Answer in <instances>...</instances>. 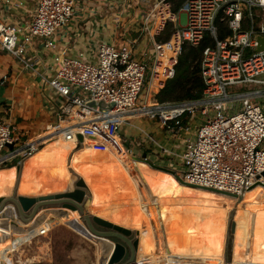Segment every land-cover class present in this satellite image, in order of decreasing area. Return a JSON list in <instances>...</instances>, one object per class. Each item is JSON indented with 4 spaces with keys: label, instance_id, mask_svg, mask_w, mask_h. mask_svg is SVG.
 <instances>
[{
    "label": "built area",
    "instance_id": "2783aa9c",
    "mask_svg": "<svg viewBox=\"0 0 264 264\" xmlns=\"http://www.w3.org/2000/svg\"><path fill=\"white\" fill-rule=\"evenodd\" d=\"M111 1L117 9L115 22H129L127 28L121 26L125 32L135 30L151 38L141 57L131 39L121 44L101 40L95 50L79 49L70 56L60 52V34L70 29L76 0H38L28 11L29 19L0 22V51L25 71L38 73L43 63L39 49L47 50L52 74L46 71L41 81L57 119L36 140H24L12 124L0 121V169L16 166L59 137L74 142L77 150L84 145L78 140L81 134L84 140H119L131 158L182 172L191 185L240 195L262 181L264 51L257 48L264 38V0H186L178 13L169 0ZM219 24L230 32L225 39L219 37ZM169 25L170 37L157 40ZM206 37L214 44L202 54V96L148 103L174 78L186 48L200 46ZM231 87L248 90L232 93ZM144 88L147 96L140 101ZM89 101L111 108L94 109L86 105ZM140 119L154 123L162 137L137 126ZM123 128L136 130L140 139H130Z\"/></svg>",
    "mask_w": 264,
    "mask_h": 264
},
{
    "label": "bare ground",
    "instance_id": "6f19581e",
    "mask_svg": "<svg viewBox=\"0 0 264 264\" xmlns=\"http://www.w3.org/2000/svg\"><path fill=\"white\" fill-rule=\"evenodd\" d=\"M77 111L78 109L75 108L73 112L76 113ZM63 126L65 125L63 124ZM51 140L42 150L30 157L35 158L36 166H31L30 169L28 166L31 163H25L20 179L19 194L30 196L68 191L73 187L76 177H80L75 171H73V165H75L76 170L80 172L82 171V173H84L87 182L82 177L80 178L86 183L89 192L91 189L90 185L93 188L91 189L93 197L89 212L115 224L130 229L133 227H135L134 229H137H131L138 232L139 239V247L134 264H137V262L138 264H264V226L263 229H258V232H255L254 228H249L246 233H248L251 238H245L242 236L239 237V233H237L238 226L236 221L238 206H235V209H233L231 213L232 220L230 216L225 243L226 232L222 233V227H219L221 223V219L219 218L221 214L219 211H221V209L216 208L218 206L216 202H208V198H217V200L220 202L226 203L225 201H227L230 202L231 205L237 202V200L239 202L244 200L247 204L252 202L253 204L256 202L259 204L264 203V178L262 181H260V183L254 185L245 192H242L240 195L232 194L233 196H230L228 195L230 193L222 190L200 187L196 185L188 186L187 184L179 182L170 172H165L154 168H152L154 169L152 170L151 167L147 166L149 164H144L143 166L142 161L132 160L131 156L125 152V150L119 147L117 140L108 141L86 138L84 140V148L78 151L74 149L76 146L74 142L64 141L62 137ZM104 155H108L113 158L114 162L118 165L117 167H119L117 172L121 173V176H124V178L127 177L126 175L128 172L129 175H131L129 179L130 183L126 184V186L129 185L128 188L130 192H126V186L123 188L122 186H118L119 193L117 192L118 194L116 195L119 196L123 190V196L117 200L113 193V198H115L117 202L116 208L111 207L109 209L111 211H109L107 208H98L101 207L103 202L99 204L100 197L98 195L97 188L94 185L95 181L97 180L94 178L95 174H93L92 171L94 170L95 172L96 169H92L90 167V165L94 163L93 157L101 158ZM89 159H91L89 165H84V162H86L85 160ZM136 162L142 163V169H139L140 172L136 170V167L138 166L136 165ZM107 163L111 164L110 160ZM12 168H16V166L0 171V196L11 193L13 191L12 189L15 188L18 182V172L13 173L11 170H9ZM28 168L30 171L26 176V184L27 186H30V190L28 189L29 191L25 189V187H23L24 184H22L23 174H25V171H27ZM166 169L174 171L169 168ZM177 174L184 180L182 172H178ZM44 175H52V177H56L58 180H60V178H66L67 183L63 186L54 184L57 186H55L56 188L47 187V189H45V183H48L49 181ZM114 175L115 173L113 172L112 176ZM100 178L98 180H101ZM175 180L179 183V185L175 184ZM52 181L54 180L52 179L50 183H52ZM91 181L93 184H90ZM120 183L123 184V182ZM163 183H166L167 186H162ZM159 186L160 188H165L164 192L167 193L166 195L165 193L161 194V192H159ZM189 192L192 194V196L199 195L200 202L208 204L209 208L203 209L210 214V218L214 224L212 225V229L211 227L208 228L213 232H211L210 235L205 233L203 230L204 227L206 228L205 222L204 225L201 224L199 230V225L195 222L196 217L193 212H186L177 218L164 217L162 215L161 211L166 208L167 204L171 203V200H174L173 198H177L178 201L179 197L181 198L182 196H186V193ZM108 196L109 195L106 193L105 198L109 199ZM165 197L172 199L170 202H166L164 200ZM110 204L113 206L114 203L112 200ZM250 209L252 208H248V210L245 208L243 213H245L246 210L249 211ZM50 216L79 231L81 234L94 241L99 248L100 264L108 263L114 248L111 242L102 240L101 238L93 235L84 225L82 220L72 211L47 210L42 211L38 216V219L36 218L27 226L20 223L18 227L0 226V264H14L12 242L13 233L21 236L25 234H34ZM224 219L225 213L222 220ZM191 220L193 228L188 226ZM232 225L234 226V231L231 235V240L228 243L229 231ZM214 226H217V228L214 229ZM202 230L203 232H201ZM204 233L206 236V241L205 239H202L201 242L205 241L206 246L204 248H202L203 246L198 248L201 245H198V242L196 243L194 238L197 239L199 236L198 234H203L204 237ZM248 235L246 237H248ZM189 237H192V239L190 244L187 243V245L184 243V240L188 239ZM164 243L167 245H164ZM257 244H259V246ZM185 246H188V250L183 252L182 250ZM227 247L231 248V258L227 255ZM138 253H140V255Z\"/></svg>",
    "mask_w": 264,
    "mask_h": 264
},
{
    "label": "crops",
    "instance_id": "0c3cea01",
    "mask_svg": "<svg viewBox=\"0 0 264 264\" xmlns=\"http://www.w3.org/2000/svg\"><path fill=\"white\" fill-rule=\"evenodd\" d=\"M6 1L7 0H0V22L10 24L29 19L28 11L30 8L35 7V4L38 0H10L9 5H7ZM111 2V0H76L74 18L71 21L70 29H65L62 31V34H60L61 44L59 45V51H65V54L67 55H75L79 51V49L89 48L95 50V47L98 46L101 40L121 44L125 39L136 41L135 47L137 49L136 53L138 57H141L143 52L148 51L152 44L151 38L135 30H127L128 33L125 32L124 28H127L129 22L125 19L122 24H117L115 22L113 15L115 14L117 9L115 8L116 6L113 3L111 4V6L109 5V3ZM20 4H22L23 6H17ZM179 16L183 20H185L184 12H181ZM122 25L124 26V28H121ZM157 40H159V37L157 38ZM4 54L8 53L0 51V56ZM8 55L11 56L10 54ZM46 55L47 50L44 51L43 49H39V56L41 59H43V63L41 62L39 64L40 66L37 67L38 73L25 71L19 62L18 66H6L5 64L0 63V80L7 78V81L4 83V85H0V121H7L12 124L15 130H17L23 136L24 140H36L37 138L45 136L49 128L57 123V119L55 116L56 109L53 107V104L49 100V93L43 88L41 81V76L46 71L47 74H52L51 71L47 70V66H50V60L47 61ZM146 123H149L151 125L149 120L144 119L137 120L136 125L145 127L147 126ZM152 127L154 126L152 125ZM155 130L156 129H154V131ZM123 132L130 139H140L138 136L139 133L136 130L123 128ZM117 143L121 148L119 140H117ZM83 148L84 145H82L77 150H82ZM20 162L22 164L24 163V166L25 163H31L28 166L30 169L31 166H36L35 158L23 157ZM136 163V165H138L137 167L140 170L142 169V163L143 165H147V163L144 161H142V163ZM156 165L161 166L160 164ZM137 167L136 170L140 172ZM29 168L27 171H25V174H23L22 183L24 184L23 187H25V189L27 190L30 187L26 184V176L30 171ZM2 170L4 169H0V171ZM9 170H11L13 173H17L16 168H12ZM73 171H75L87 182V179L83 175H81L82 171L80 172L76 170L75 165H73ZM44 176L49 181L48 183H45V189H47V187L56 188V185L63 186L67 183L66 178L58 180V178L52 177V175ZM52 179L54 181L50 183ZM14 189L15 188H13L12 190L14 191ZM13 191L11 193L1 195L0 198L11 196L13 194ZM90 193L92 195L91 190ZM98 195L100 197L99 204L103 202L101 204V207L98 208L112 207V204H110L111 200L105 198V194L98 193ZM113 203L116 204V201H113ZM162 214L164 217H166L165 211H162ZM57 223H61L75 232V229L50 216L34 234H25L23 236L14 233L12 234L14 257L16 255L15 253L18 250L20 251V248L25 243H28L33 238L38 236L45 237L47 233L49 234L51 232L53 226ZM138 254L140 255V253ZM16 263L17 262L14 260V264Z\"/></svg>",
    "mask_w": 264,
    "mask_h": 264
},
{
    "label": "rangeland",
    "instance_id": "374dc122",
    "mask_svg": "<svg viewBox=\"0 0 264 264\" xmlns=\"http://www.w3.org/2000/svg\"><path fill=\"white\" fill-rule=\"evenodd\" d=\"M46 59H47V61L49 60V58L47 56H46ZM0 63L5 64L6 66H9V65H12V66L17 65L18 66V61L16 59H14L12 56H9L8 54H4V55L0 56ZM246 90H248V89L247 88L244 89V88H240V87L229 88V91L232 93L242 92V91H246ZM146 96H147V88H144L143 92L141 93V96L139 97V100L143 101L144 97H146ZM148 103L161 104L158 100V94L156 96H154L153 98L149 99ZM139 104H141V103H139ZM150 123H151V125L149 123H146V124L148 127V131L152 133V131H154V129H155V127H152V125L154 126L155 124L152 122H150ZM153 134L156 137L157 136L162 137V136H160V133L158 130H155L153 132ZM96 146H98V145H96ZM104 156H102L101 158L93 157L94 163L90 165V167L92 169H96L95 172H94V170L92 171L93 174H95L94 178L97 180V181H95L94 185L96 186L98 193L105 194V195L107 193L109 195L108 198L110 200L117 202L118 198L120 199L121 196H123L122 195L123 190H122L121 194H119V197H117L118 195H116V194H118L117 192H119L118 186H120V187L122 186V188H123L124 186H126V184L130 183L129 179H130L131 175H129V172H128L126 175L127 177L124 178V176H121L122 174L117 172L119 167H117L118 165H117V163L114 162L113 158L108 156V155H106L105 157ZM105 160L107 162L110 160L111 164L107 163ZM85 161L86 162H84L85 163L84 165L87 166L91 162V159L85 160ZM114 163H115V166H114ZM178 163H179L178 170L181 171L183 168V165L181 162H178ZM8 168H11V167H8ZM2 169H7V168H2ZM109 170H111V171H109ZM113 172L115 173L114 176H112ZM81 175L84 176V173L81 172ZM115 177H117V178H115ZM99 178L101 180H98ZM60 179H62V178H60ZM120 182H123V184H121ZM176 182L177 181L175 180V184L179 185V183L178 182L176 183ZM91 183L93 184L92 181L90 182V184ZM115 185L117 188L115 187ZM128 186L125 187L127 193L130 192ZM162 186L166 187L167 184L163 183ZM164 187L160 188V186H159V188H158V190H159V192H161V194L165 193ZM90 188L93 189L91 187V185H90ZM91 192H92V190H91ZM103 192H105V193H103ZM113 193L116 196L117 200L115 198H113V196H114ZM166 194L167 193H165V195ZM180 195H182V194H180ZM96 198H97V196H96ZM172 198H173V195H172ZM172 198L165 197L164 200L166 202H170V200ZM173 199L174 200L173 201L171 200V203L167 204L166 208L162 210V211H165L166 217L177 218L178 216H180L186 212L187 213L193 212L195 214V217H196L195 222L199 225L198 226L199 230H200L201 224L204 225V222H205L206 228L204 227L203 230L205 233H208L210 235V233L212 232L211 229L213 228L212 225H214V224L212 223V219L210 218V214L207 213V211L203 209V208H209L208 204H204V202H200L199 195L192 196V194L189 192V193H186V196H182L181 198L179 197L178 201H177V198H173ZM97 200H98V198H97ZM208 202H216L218 205L216 208L221 209V211H219L221 214L219 217L221 219V223H220L219 227H222V233L226 232L225 243H226V238H227V230H228V226H229L230 216H231L233 209H235V206H238L237 213H236L237 214L236 221H237V226H238L237 233H239V237L242 236L245 238H251L250 235H248V233H246L249 228H251V229L254 228L255 232H258V229H260V228L263 229V226H264V218H263L264 217V203L259 204L258 202H256L253 204V202H252L250 204H247V203H245L244 200H241L240 202L237 200V202H235L231 205L230 202L225 201L226 203H223V202H220L219 200H217V198H213V199L208 198ZM113 207L116 208V204H113L112 208ZM245 208H247V210H248V208H252V209H250L249 211L246 210L245 213H243ZM107 209H110V208H107ZM224 213H225V219L222 220V218L224 217ZM238 214H240V215H238ZM188 226L190 228H193L192 220L188 224ZM209 227H211V229H208ZM133 228H135V227H133ZM216 228H217V226H214V229H216ZM239 229H241V230H239ZM203 230L201 232H203ZM205 233H204V237H203V234L202 235L198 234L199 236L197 237V239L194 238V240H196V243L198 242V245H201L198 248H200L202 246H203L202 248H204L206 246ZM247 235H248V237H246ZM199 237H201V238H199ZM140 238H141V236H140ZM191 239H192V237L191 238L189 237L188 239L184 240V243L190 244ZM202 239H205V241L201 242ZM255 241H253V242H255ZM199 243H202V244H199ZM203 243H204V245H203ZM154 244H156V243H154ZM165 244L166 243H164V245ZM257 245L259 246V244H257ZM225 246H226V244H225ZM185 250L186 251L188 250L187 246H185L182 251L184 252ZM227 251H228L227 255L231 258V255H232L231 248L227 247ZM15 254L16 255L14 257V260L17 262V264H100L98 245L94 241H92L89 237L81 234L79 231L75 230V232H74L72 229H70L69 227H67L61 223H57L56 225H54L51 232L49 234L47 233V235L45 237L38 236V237L33 238L28 243H25L20 248V251L18 250ZM137 264H138V262H137Z\"/></svg>",
    "mask_w": 264,
    "mask_h": 264
},
{
    "label": "water",
    "instance_id": "95a60500",
    "mask_svg": "<svg viewBox=\"0 0 264 264\" xmlns=\"http://www.w3.org/2000/svg\"><path fill=\"white\" fill-rule=\"evenodd\" d=\"M258 44L257 52L264 51V38H259ZM86 105L94 109L98 108L101 111H106L111 108V106H108L105 102L97 103L89 101ZM78 140L80 143H83L84 136L79 134ZM132 160L139 161L137 158H132ZM147 164H149L151 168L170 172L179 182L191 186V184L184 181L175 171L156 166L153 163L148 162ZM16 168L18 172V182L13 194L9 197L0 198L1 227H18L19 223L27 226L36 218L38 219V216L42 211H72L82 220L84 225L93 235L102 240L111 242L114 246L107 264L135 263L139 247L138 232L91 214L89 208L92 204V195L83 179L76 177L73 187L65 192L46 195H21L18 194V189L24 163H18ZM262 177L264 178V173L262 174ZM228 195L233 196L232 194ZM233 231L234 226L232 225L229 231L228 243L231 240Z\"/></svg>",
    "mask_w": 264,
    "mask_h": 264
},
{
    "label": "trees",
    "instance_id": "16d2710c",
    "mask_svg": "<svg viewBox=\"0 0 264 264\" xmlns=\"http://www.w3.org/2000/svg\"><path fill=\"white\" fill-rule=\"evenodd\" d=\"M172 4V11L178 13L186 0H169ZM171 26H167L159 40H167L170 37ZM230 32L219 24V37L225 39ZM213 41L206 37L198 47L189 46L180 59L176 68V74L169 80L165 88L158 94L160 103H179L183 101L199 99L202 96L204 83L201 72V59L203 51L213 46Z\"/></svg>",
    "mask_w": 264,
    "mask_h": 264
}]
</instances>
